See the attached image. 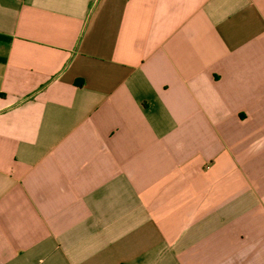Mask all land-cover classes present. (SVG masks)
<instances>
[{
	"label": "crops",
	"instance_id": "crops-1",
	"mask_svg": "<svg viewBox=\"0 0 264 264\" xmlns=\"http://www.w3.org/2000/svg\"><path fill=\"white\" fill-rule=\"evenodd\" d=\"M0 264H264V0H0Z\"/></svg>",
	"mask_w": 264,
	"mask_h": 264
}]
</instances>
